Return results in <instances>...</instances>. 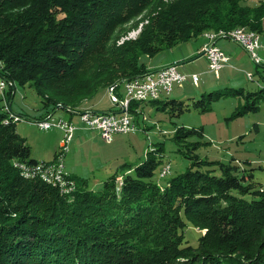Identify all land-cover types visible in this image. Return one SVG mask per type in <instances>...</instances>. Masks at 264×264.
Segmentation results:
<instances>
[{"label": "trees", "instance_id": "trees-1", "mask_svg": "<svg viewBox=\"0 0 264 264\" xmlns=\"http://www.w3.org/2000/svg\"><path fill=\"white\" fill-rule=\"evenodd\" d=\"M246 1L0 0V74L11 84L9 108L16 86L30 85L43 104L40 119L51 116L58 104L81 113V100L72 102L59 92L55 99L48 92L85 73L87 62L90 77L84 87L91 98L113 87L121 99L124 84L115 85L152 72L148 59L162 52L205 34L228 37L239 29L261 36L264 2L252 7ZM143 14L148 25L140 36L118 44L116 28ZM230 96L245 97L234 114L242 117L259 112L264 87L248 94L244 89L203 94L191 100L192 108L208 113L214 102ZM150 104L169 109L172 116L190 109L186 101L170 98ZM142 112L137 102L129 108L134 117ZM7 117L3 105L0 264H264V190L255 187L253 175H240L238 166L196 154L202 143L190 139L203 137V128L176 129L173 140L191 163L164 189L154 181L164 161L159 147L100 190L69 174L77 188L65 195L21 176L17 162L39 161L17 133L18 123H3ZM190 225L207 230L196 247L186 236Z\"/></svg>", "mask_w": 264, "mask_h": 264}, {"label": "rangeland", "instance_id": "rangeland-1", "mask_svg": "<svg viewBox=\"0 0 264 264\" xmlns=\"http://www.w3.org/2000/svg\"><path fill=\"white\" fill-rule=\"evenodd\" d=\"M264 0H247L249 6H256ZM146 14L139 15L127 24L119 26L115 30L118 44H122L128 40L137 39L144 26L148 25V16ZM146 18V19H145ZM216 33V32H215ZM200 40V39H199ZM264 40V36L262 41ZM192 41V42H191ZM190 43L196 41L191 40ZM182 43L175 47L174 51L184 48ZM261 50L257 51L260 59ZM153 62L167 63L171 61V50L162 52L152 59H148L151 64ZM250 62L249 68L236 67L230 70H223L220 79H217L208 69V63L204 57H199L196 62L186 61L185 67L187 71L192 66H197L200 71H208V86L204 87V78L200 76L201 89L195 88L188 81L182 86H176L170 99L184 100L190 105L189 111L181 116H172L169 109L164 112L158 109L155 104L145 106L143 112L135 117L136 130L129 134L116 135L112 143L108 144L96 131L88 130L83 125L78 130L76 136H81L79 143L76 140L70 145L72 153L66 161L65 172L67 175H74L77 178L85 179L89 183V188L96 191L100 190L103 184L113 176L123 175L124 170L128 167H135L141 164L148 152L163 147V165H171V173L164 179L160 178L159 168L154 181L164 189L169 181L185 173L190 166L191 161L186 158L178 144L173 140L176 129L185 127L187 129L203 128L204 136H195L190 139L191 142H201L202 145L196 151V154L202 159L210 162H221L232 164L240 168V175H253V184L255 187L264 190V101L260 103V110L257 113H249L242 117H236L234 114L246 104L244 96H230L211 105V111L208 113H200L192 108L191 99L199 100L203 94L226 89H244L245 94L258 92L264 87V79L260 74L264 75L262 67L248 56ZM195 63V64H194ZM264 63V60H263ZM90 62L86 64L85 73L67 82L60 83L48 92L50 97L57 99L55 92L65 96L72 102L81 100V107L89 106L93 98L91 93L84 87L89 80L88 69ZM258 71V73H257ZM192 72V71H191ZM248 74L252 76L249 79ZM182 88H188L192 96H176L182 92ZM206 88V89H205ZM109 92V91H108ZM180 95V94H179ZM13 100L10 106L12 113L23 116L25 119L16 126L17 133L25 138L32 147L35 157L51 158L47 161L53 162V144L59 136L63 135L58 130L42 131L35 126L32 121L39 119L44 112L41 110L43 104L36 90L26 85L16 86V90L12 94ZM8 105L9 102H8ZM62 105L63 104H58ZM112 100L109 96L98 95L94 108L103 112L111 108ZM118 105V104H117ZM3 103L0 102V110ZM70 113V108H67ZM55 118L70 121L71 118L66 113L58 112L53 115ZM75 124H80L79 120H75ZM59 134V135H58ZM184 144V143H183ZM182 144V145H183ZM76 145V146H75ZM59 150V149H58ZM117 186L120 187L122 178L117 179ZM207 233L206 229H199L192 225L186 231L187 239L192 246H197V239L201 235Z\"/></svg>", "mask_w": 264, "mask_h": 264}, {"label": "built area", "instance_id": "built-area-1", "mask_svg": "<svg viewBox=\"0 0 264 264\" xmlns=\"http://www.w3.org/2000/svg\"><path fill=\"white\" fill-rule=\"evenodd\" d=\"M223 34L204 37L208 42L204 46V56L208 62V68L216 78H218L222 70L229 63V56L218 46L215 41ZM231 40L238 43L252 57L256 65L261 63L257 55V51L261 49L260 40H254V34H235L230 37ZM249 79L252 76L248 74ZM192 81L197 85L200 77L197 74L184 75L180 73L177 66L171 65L152 71L143 77H135L134 79L124 83L125 95L123 99L115 96L114 91H109L111 100L114 104L121 102V113L116 114L109 112L108 114L82 111L76 113L79 116L80 124L77 125L72 121L57 119L54 116H48L43 119L32 121L42 131L59 130L63 133L64 138L62 145L57 152L56 159L53 162H38L31 165L21 162V172L32 173V178L40 180L43 183L59 188L60 191H76L77 183L70 175H63L65 167V157L70 151V145L73 141L75 132L83 125L86 129L96 131L102 140L110 144L116 135H125L136 130L135 117L129 113L130 106L137 102L140 104L151 103V97L169 98L176 86H182L188 81ZM11 84L0 74V99L4 105L5 112L8 117L4 120L5 125L20 123L27 120L22 116L12 113L8 105V92ZM124 110V112H123ZM18 163V162H17ZM171 173V165L166 164L160 171V178L164 179ZM121 183V182H120Z\"/></svg>", "mask_w": 264, "mask_h": 264}, {"label": "crops", "instance_id": "crops-1", "mask_svg": "<svg viewBox=\"0 0 264 264\" xmlns=\"http://www.w3.org/2000/svg\"><path fill=\"white\" fill-rule=\"evenodd\" d=\"M263 36H264V34L263 35H261L260 36V43H261V52H260V57L262 58V59H260L261 60V63L259 64V65H257V66H264V63H263V60H264V40L262 41V38H263ZM200 39V40H199ZM194 41H196L195 43H190V41L189 42H186V43H184L185 44V46H184V48H181V50H179V51H174V49L175 48H173V49H171V61H169V62H167V63H163V62H153L152 60V62H151V64L148 62V66H149V69L150 70H152V71H158V70H160V69H162V68H164V67H167V66H171V65H175V66H177V68H178V70L180 71V73H182V74H184V75H193V74H197V75H199V77L201 76V77H203L205 80H204V82H203V85H204V87H206V86H208L207 84H208V80H206L207 79V77H208V71H200L199 70V68L197 67V66H192V68L190 69H188L189 71H187V69L185 68V67H182L183 65H185L186 64V61H193V62H196L197 61V59L199 58V57H204L205 58V60L207 61V59H206V57L203 55V49H204V46L207 44V40L203 37V36H201V37H199L198 39H196V40H194ZM192 42V41H191ZM215 44H216V46H218L220 49H222L228 56H229V58H230V60H229V63H228V65L223 69V70H230V69H234V68H236V67H244V68H249V66H250V62H249V60H248V56L252 59V57L243 49V47L242 46H240L238 43H236V42H234L233 40H231L230 39V37H218L217 39H216V41H215ZM253 60V59H252ZM254 61V60H253ZM208 63V62H207ZM195 64V63H194ZM263 68V70H264V67H262ZM209 69V68H208ZM222 70V71H223ZM192 71V72H191ZM211 73V72H210ZM257 73H258V71H257ZM260 76H262V77H264V75L263 74H260ZM217 79H220V76L217 78ZM190 84H192L195 88H197V89H201V85H200V81L198 82V84L197 85H195V84H193V82L190 80ZM187 83V82H186ZM207 88V87H206ZM205 88V89H206ZM175 89V88H174ZM202 90V89H201ZM194 94V93H196V91L195 92H191L190 90H188V88H184V90H183V88H182V92L181 93H179V94H176V96H186V95H188V96H192L191 94ZM100 95H104V96H109L110 94H109V92L108 91H105V92H103V93H101ZM118 95H119V97L121 98V99H123L124 98V95H125V88H124V86L118 91ZM97 97L98 96H96L94 99H93V101H92V103L89 105V106H86V107H84V108H82V110L83 111H85V110H88V111H93V112H101V111H99V110H97V109H95L94 108V106H95V103H96V99H97ZM110 98H111V96H110ZM170 98V97H169ZM188 99H191V100H195V98L194 97H189ZM176 100H178V99H176ZM185 100V99H184ZM112 104L113 105H111V108H109V109H107V110H105V111H103V112H113V113H116V114H119V113H121V107L119 106V105H117V104H114L113 102H112ZM150 105V103H147L145 106H149ZM144 106V105H143ZM144 106V107H145ZM144 107H143V109H144ZM58 112H61V113H66V114H68L69 116H70V118H71V120L70 121H72L73 123H75V120L77 119V120H79V116H78V114H76V113H69V112H67V111H65V110H59V111H57L56 113H55V115L58 113ZM42 115H44V114H42ZM40 119V118H39ZM27 120H29V119H27ZM35 120H37V119H35ZM79 125V124H78ZM52 131V130H51ZM80 131H85V130H77L76 132H75V135H74V138H73V141H72V143L71 144H73V142L76 140V143L78 144L79 143V141H80V139H81V136H76L77 135V133H79ZM58 132H60L61 134H63L61 131H59L58 130ZM59 135V134H58ZM63 138H64V135H61V136H59L58 137V139L54 142V144H53V153H52V155H53V161L55 160V156H56V154H57V152H58V149L61 147V145H62V141H63ZM76 146V145H75ZM31 150H32V158L34 159V160H36V161H39V162H48L47 161V158H40L39 160L37 159V157H35V153H33V149H32V147H31ZM70 151H71V153H72V150L70 149ZM70 151H69V153L67 154V156L65 157V165H66V169H67V164H66V161H67V159H68V157H69V154H71L70 153ZM51 158V155H50V157L48 158V160ZM49 161H51V160H49ZM73 177H75L74 175H72ZM88 185H89V183H88Z\"/></svg>", "mask_w": 264, "mask_h": 264}, {"label": "bare ground", "instance_id": "bare-ground-1", "mask_svg": "<svg viewBox=\"0 0 264 264\" xmlns=\"http://www.w3.org/2000/svg\"><path fill=\"white\" fill-rule=\"evenodd\" d=\"M235 34H254V40H260V36L255 34V33H249V32H244L242 30H234L233 32H231L228 37H231V36H234ZM214 34H205L204 37H210V36H213ZM109 91H113V87L111 89H109ZM161 99H165V98H160V97H151V102L152 101H157V100H161ZM15 167L17 169L20 170L21 172V164L20 163H17L15 164ZM63 175H67L66 172H65V167L63 168ZM21 176L23 178H25L26 180H32V179H35V178H32V173L30 172H22L21 173ZM62 194H65V195H68L70 193H73L72 191H61Z\"/></svg>", "mask_w": 264, "mask_h": 264}, {"label": "water", "instance_id": "water-1", "mask_svg": "<svg viewBox=\"0 0 264 264\" xmlns=\"http://www.w3.org/2000/svg\"><path fill=\"white\" fill-rule=\"evenodd\" d=\"M203 55H204V52H203ZM158 71H159V70H158ZM132 79H134V78H131V79H129V80H121L120 82H118V83L115 85V87H116V86H120V85H122V84H124V83H126V82H128V81H130V80H132ZM117 104H118L119 106H122V104H121L120 101H118ZM59 110L69 111L66 107H64V106H62V105H58V106L56 107L55 111L52 113V116H53L57 111H59ZM123 112H124V110H123ZM100 113L108 114V112H100Z\"/></svg>", "mask_w": 264, "mask_h": 264}]
</instances>
